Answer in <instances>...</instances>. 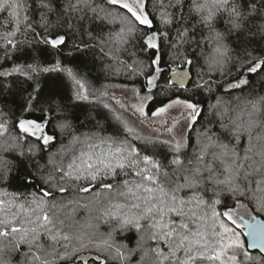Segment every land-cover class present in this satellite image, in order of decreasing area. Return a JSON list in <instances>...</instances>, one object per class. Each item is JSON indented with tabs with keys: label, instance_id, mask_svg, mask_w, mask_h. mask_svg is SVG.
<instances>
[{
	"label": "snow or ice",
	"instance_id": "snow-or-ice-1",
	"mask_svg": "<svg viewBox=\"0 0 264 264\" xmlns=\"http://www.w3.org/2000/svg\"><path fill=\"white\" fill-rule=\"evenodd\" d=\"M256 36L264 0H0V94L22 98L0 109V264H264V50L229 46ZM89 53L143 78L134 102L92 88Z\"/></svg>",
	"mask_w": 264,
	"mask_h": 264
},
{
	"label": "trees",
	"instance_id": "trees-1",
	"mask_svg": "<svg viewBox=\"0 0 264 264\" xmlns=\"http://www.w3.org/2000/svg\"><path fill=\"white\" fill-rule=\"evenodd\" d=\"M244 45H248L250 49H255L258 52L261 50H264V43L261 42V39L259 36H256L254 39L246 38L243 43H241V41L237 40L236 38H232L229 46L234 50L233 54L235 55L236 52L242 51ZM164 53L165 54L163 56L162 63H163V67L165 68V72L163 75H164V78L166 79L170 75V73L168 72L169 65L167 62L170 60L171 51L165 48ZM75 62L80 65L81 69L88 72L89 81L93 89L104 91L105 85L110 86L109 85L111 83L110 80H116L117 81L116 83H119L121 85L132 86L135 88L143 89V85L145 83L143 81V78L137 77L135 79H129L125 75L109 74L105 71V68H104L105 61L96 58L92 53H89L86 56L81 57L80 60H77ZM200 63L202 64L203 61H200ZM197 71H198V67H195V66L192 67L191 68L192 76H195V73ZM254 83H255V88L257 91H264V83H261L259 81H255ZM107 92H109V87L107 88ZM235 94L236 95H247L248 89L247 88L244 89L243 93H241L240 90H236ZM96 95L98 96L99 92H97ZM202 99L204 101H208L209 98L207 96H204L202 97ZM104 102H108L112 106L111 101H109L107 98H104ZM21 103H22L21 96L17 95L11 89L8 90L7 92L0 94V109H2L4 112H7L10 114L12 112L18 111V106ZM203 106L206 107L207 104L205 103ZM87 111H92L93 114L96 115L97 119L109 125L110 126L109 130H113L118 127L116 121L112 118V113H110L107 109H104L102 107V104L82 103L81 109L76 111V115L82 120L84 113ZM116 114L118 113L116 112ZM32 115L38 116L39 113H35ZM92 123H95V121H92L89 124V126H91ZM59 146H60L59 141H57V143L52 146L51 151L55 152ZM252 213L254 217H258L264 220V213L255 211V209L252 210ZM241 238L245 241L244 236H242ZM245 244H246V241H245ZM249 254L253 257L263 256L257 252L249 251Z\"/></svg>",
	"mask_w": 264,
	"mask_h": 264
},
{
	"label": "rangeland",
	"instance_id": "rangeland-1",
	"mask_svg": "<svg viewBox=\"0 0 264 264\" xmlns=\"http://www.w3.org/2000/svg\"><path fill=\"white\" fill-rule=\"evenodd\" d=\"M110 81L111 83L109 84L110 86L108 92L109 96H115L117 98H120L121 101L125 104L134 102L132 89L135 87L121 85L119 83H116L117 82L116 80H110ZM108 100L111 101L112 106L115 108L116 112L119 115H121L125 119H128L129 122L134 123L138 128L143 129L145 134H147L150 131L149 129H145L143 125H140L139 121L136 119V116H134L131 112L121 109L120 106L116 104L114 100H110V99ZM248 215L254 217L252 211ZM247 218L248 216H245V219Z\"/></svg>",
	"mask_w": 264,
	"mask_h": 264
},
{
	"label": "water",
	"instance_id": "water-1",
	"mask_svg": "<svg viewBox=\"0 0 264 264\" xmlns=\"http://www.w3.org/2000/svg\"><path fill=\"white\" fill-rule=\"evenodd\" d=\"M186 83H187V81H186ZM254 218H255L254 222L256 224L264 225V220L263 219L258 218V217H254ZM244 231H248V229L245 228ZM244 238H245V241H246V245L252 241V237H250V236H244ZM248 250L250 252H257V253H259V254L264 256V248H260L259 246L254 247V248H249ZM85 258L88 259V260L92 259L90 256H87V254H85Z\"/></svg>",
	"mask_w": 264,
	"mask_h": 264
}]
</instances>
